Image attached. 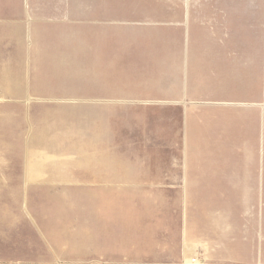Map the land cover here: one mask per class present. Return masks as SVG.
Instances as JSON below:
<instances>
[{
    "label": "rangeland",
    "instance_id": "374dc122",
    "mask_svg": "<svg viewBox=\"0 0 264 264\" xmlns=\"http://www.w3.org/2000/svg\"><path fill=\"white\" fill-rule=\"evenodd\" d=\"M263 60L264 0H0V264H264Z\"/></svg>",
    "mask_w": 264,
    "mask_h": 264
},
{
    "label": "crops",
    "instance_id": "0c3cea01",
    "mask_svg": "<svg viewBox=\"0 0 264 264\" xmlns=\"http://www.w3.org/2000/svg\"><path fill=\"white\" fill-rule=\"evenodd\" d=\"M211 103L222 104L220 102ZM172 104L186 106L188 103L185 101L166 100L164 95L151 97L142 88L128 89V108L147 109ZM258 106L260 104L256 103V101L238 102L237 105V184H260L261 191V184H264V121L262 123ZM261 106L264 108V105L261 104ZM187 134L188 141H190L193 138L191 129H189ZM188 250L189 248L185 249L184 256L187 263L191 264L192 257L188 254ZM69 262H65V264H69ZM75 263L73 262L72 264Z\"/></svg>",
    "mask_w": 264,
    "mask_h": 264
},
{
    "label": "bare ground",
    "instance_id": "6f19581e",
    "mask_svg": "<svg viewBox=\"0 0 264 264\" xmlns=\"http://www.w3.org/2000/svg\"><path fill=\"white\" fill-rule=\"evenodd\" d=\"M192 262V261H191ZM194 262V261H193Z\"/></svg>",
    "mask_w": 264,
    "mask_h": 264
}]
</instances>
